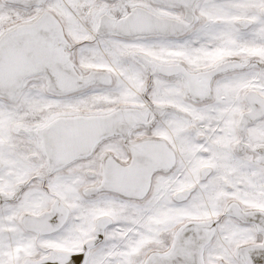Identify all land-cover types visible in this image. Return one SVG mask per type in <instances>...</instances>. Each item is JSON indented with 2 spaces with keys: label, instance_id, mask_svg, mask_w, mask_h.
Wrapping results in <instances>:
<instances>
[{
  "label": "snow or ice",
  "instance_id": "obj_1",
  "mask_svg": "<svg viewBox=\"0 0 264 264\" xmlns=\"http://www.w3.org/2000/svg\"><path fill=\"white\" fill-rule=\"evenodd\" d=\"M0 264H264V0H0Z\"/></svg>",
  "mask_w": 264,
  "mask_h": 264
}]
</instances>
